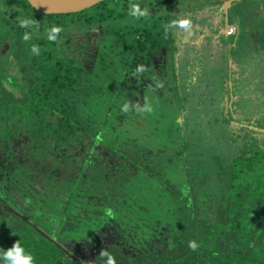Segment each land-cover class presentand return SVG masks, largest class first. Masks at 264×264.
<instances>
[{
    "label": "trees",
    "instance_id": "1",
    "mask_svg": "<svg viewBox=\"0 0 264 264\" xmlns=\"http://www.w3.org/2000/svg\"><path fill=\"white\" fill-rule=\"evenodd\" d=\"M222 1L104 0L82 12L46 15L26 0H0V39L12 41L7 54L0 53V198L5 197L0 199V247L7 250L19 241L35 264H85L67 246L90 241L116 224L122 235L152 245L167 231L169 246L162 255L153 251V263L264 264V126L261 132L234 122L226 73L219 82L222 97L198 100V107H207L199 110L202 130L191 127L189 102L178 106L184 125L190 122L175 152L187 168L185 192L142 167L137 157L115 151V162L97 160L102 155L95 146L106 143L100 132L87 133L73 105L74 98L95 87V79H104L93 74L96 67L116 69L120 49L137 54L144 75L154 51L166 48L172 58L178 56L171 91L181 100L177 87H196L191 73L199 64L185 50L190 30L166 31L165 25L188 17L184 10L216 7L222 22L215 33L223 36L221 28L235 27L240 35V26L250 28L264 13V0H236L228 9V0ZM136 3L149 9L148 17L130 15ZM254 5L261 11L252 10ZM23 17L40 25L29 41L23 34L32 29L19 26ZM53 24L64 29L58 42L47 39ZM196 27L192 24L201 45L205 35ZM245 34L254 40L250 31ZM247 41L242 51L252 46L264 54V34L253 45ZM33 44L39 45V56L31 53ZM181 69L184 76L176 74ZM220 126L222 136L216 132ZM190 240L199 247L191 249ZM102 250L118 255L115 246L101 247L97 264H106Z\"/></svg>",
    "mask_w": 264,
    "mask_h": 264
},
{
    "label": "rangeland",
    "instance_id": "2",
    "mask_svg": "<svg viewBox=\"0 0 264 264\" xmlns=\"http://www.w3.org/2000/svg\"><path fill=\"white\" fill-rule=\"evenodd\" d=\"M230 1L231 3H228L227 6L225 5L226 9L230 8L232 2L236 0ZM224 2L225 0L221 2V5ZM260 6L263 8L262 4ZM195 9L194 11L184 10L182 15H188V18L189 15H192L191 20L193 24H196L197 31H203L205 41L198 45L197 32L191 28L189 34L191 40L185 44V50L190 58L200 59V63L197 72H192L197 77L193 81L196 83V87L192 86L191 89L187 83L179 84V87H177L179 98L182 101L177 99L175 92L171 91V88L174 87L172 76L175 68L173 67L170 51L166 48L151 54V61L146 75L136 72V68L143 65V61L135 57L137 54L126 55V49H120L119 56H114L116 69L102 72L96 67L93 74H102L104 79H95V87L86 94L77 96L73 101V105L77 109L78 120L86 128L87 133L94 136L100 132V139L106 143L104 145L98 142V146H95L94 149L102 155L97 160L102 162L107 160L113 163L116 161L115 157L117 158L115 151L116 154L121 155L123 153L129 158L137 157L140 159L142 167L159 173L161 177H165V180H169L170 183L183 192L186 189L184 187L186 181L184 168L176 162L168 163V159L171 158L175 149H178L182 143L181 132L177 131L180 125V115L175 108L178 109L180 103L185 105L189 102L191 106L189 110L192 111L190 119L193 122L191 127L195 131L202 130L199 129V125L205 122V119L200 116L202 113L199 110L205 112L207 107L205 108L203 105L198 107L200 105L198 100L200 103H207L210 99L222 97L219 90V82L222 81L223 75L226 73L229 76L228 87L231 103L232 97L239 99L238 102L236 99L234 100L235 109L237 107L242 110L244 106H248V110L244 111H250V114H253L251 111L260 112L261 110L258 108L264 109V67L256 66L251 68L249 66L253 62H251L252 59L250 60V57L253 58L256 56L255 54L260 53L255 51L252 46H249L248 50L244 49L246 52L232 49L230 40L224 39L223 36L215 33L222 22L220 17L221 8L205 7ZM258 9L259 6H252V10L261 11ZM263 14L253 18L255 22L250 28L240 26L242 29L241 34L239 39L232 43V46L238 43L241 46L242 41H245V39L248 40L246 44H254L255 41L245 33L249 32L248 30L251 27H254L256 33L264 31ZM3 39V37L0 39V53L7 54L12 41L5 42L6 40ZM227 58L228 62H230L228 64L225 61ZM8 59H11V57H8ZM237 60H239L238 64H240L242 70L232 71L231 63L233 62L232 64H234L235 62L237 64ZM226 65L229 67L227 68ZM185 72L186 70L181 69L176 74L184 76ZM172 102L174 105H171ZM124 104L129 106L127 111L123 110ZM240 105L241 107L239 108ZM145 106H151L152 111H142ZM213 107V110L217 108V106ZM262 111L264 113V110ZM248 116L252 119L250 115ZM248 116L246 115V118ZM250 119L248 120L250 121ZM260 124L255 125L254 129L261 131L263 125ZM204 126L207 131L211 128V125ZM214 128L216 127L214 126ZM216 132L222 136L221 126L216 129ZM4 198L0 199L5 201ZM28 203L31 202L28 201ZM11 207L14 208L12 205ZM112 225L116 226V224ZM112 232L114 233L115 230L110 227L107 235ZM115 236L116 234H111V237ZM102 241H106L105 238ZM81 244H77L79 245L78 247L76 245L67 246V249L75 255L79 254L78 258L82 263L94 264L93 254L84 253V251L82 253L80 249L85 247L88 250L89 244L87 242Z\"/></svg>",
    "mask_w": 264,
    "mask_h": 264
},
{
    "label": "flooded vegetation",
    "instance_id": "3",
    "mask_svg": "<svg viewBox=\"0 0 264 264\" xmlns=\"http://www.w3.org/2000/svg\"><path fill=\"white\" fill-rule=\"evenodd\" d=\"M198 28L201 30L200 27H198ZM229 29H230V27L220 29V30H222L221 32H222L224 39L230 40L232 49L242 51V49L240 48L241 47L240 43L233 44V46H232L233 38L235 36H237L236 39H239V36H240L239 35V29L236 28V31L233 34H229V32H228ZM253 30H254V32H253ZM249 31L252 34L254 41H255V38H260V36H262L264 34L263 32L262 33H259V32L256 33V30L254 28L249 29ZM200 32H201V34H203L202 30ZM156 51H158V50H156ZM170 54H171V52H170ZM255 55L256 56L253 58L250 57V60L252 59L251 62L253 61L252 64L249 65L251 68H254L256 66L261 67L264 65V54L260 53V54H255ZM171 58H172V54H171ZM173 58H174V60H173ZM173 58H172V62H173V67L175 68L177 66L178 56H175ZM196 60L198 61V64H199L200 59H196ZM238 61L239 60H237V62ZM191 74L193 75V73H191ZM174 76H175V73L173 72L172 82L174 81ZM235 99L237 102L239 101L238 98L232 97V108L235 107L234 106V100ZM229 102L231 104V100H229ZM171 105H174V103L172 102ZM240 107H241V105L239 106V108ZM258 109L261 111L258 113L251 111L253 114H250V111L249 112L244 111V110H248V106L247 107L244 106L242 108V110H241V108L238 109L236 107V109L234 108L231 110V113L235 119V121L234 120L233 121L236 123H240L246 127H251L252 129H254V126L259 124V123H261L260 125L264 126V113L262 111L264 109H262V108H258ZM175 110L178 112V109L175 108ZM178 114L180 115V125L177 128V131L181 132L182 143L178 149H175L174 154L171 156V158L168 159V160H170V159L173 160L172 162H169V163H175V162L179 163L175 159L176 158L175 152H176V150L181 149V147L183 145V135H184L183 133L185 132V129H186V126L184 125L183 120H182V114L179 112H178ZM246 115L247 116L250 115V117H252V119H250L249 116L246 118ZM248 119H250V121ZM262 131L263 130H261V132ZM261 134H262V137H264V131ZM183 168H184V173L187 176L186 166ZM161 178H163V177H161ZM163 179L165 180V177ZM105 227H107V228L101 231V233H102L101 235H97L96 237L92 238L90 241H84V242H87L89 244L88 246H90L88 250H86L85 247H84V249H83V247L80 248L82 253L84 251V253L89 252V254H93V258L95 260L94 264H97V262H96L97 257L96 256L99 254V248H101V247L115 246L117 248V253H118V255H116L117 264H157V263H153L150 261L151 254L153 253V251H155L156 255H162V253H163L162 248L169 246L167 243L169 237H168L166 230L165 231L163 230L164 231L163 233H165V234H162L161 236L156 237L157 238L156 239V245H152L151 243H147L146 241H143V240L141 241V240L134 238V237L130 238L127 234L122 235L125 232L119 226L116 227L112 224H109V225H106ZM110 227H112L115 230V232L114 233L112 232V233H110V235H107L108 232L110 231ZM111 234H113V235L116 234V236L111 237ZM104 238L106 241H102ZM81 243H83V241L78 242V243L74 242L73 246L76 245V247H78L79 245H82ZM77 244H79V245H77ZM73 250H75V249H73ZM78 256H79V254L78 255H75V254L72 255V257H76V258H78Z\"/></svg>",
    "mask_w": 264,
    "mask_h": 264
},
{
    "label": "clouds",
    "instance_id": "4",
    "mask_svg": "<svg viewBox=\"0 0 264 264\" xmlns=\"http://www.w3.org/2000/svg\"><path fill=\"white\" fill-rule=\"evenodd\" d=\"M130 15L139 19L141 17H148L149 9L147 7L141 8L140 4L136 3L131 6ZM193 21L191 18L183 17V18H175L170 21L169 24L165 25V30L172 28L183 29L184 31H189L192 28ZM19 26L25 29H32V31H25L23 34V40L29 41L32 39V36L39 31L40 25L34 19L30 17H23L19 19ZM231 28V27H230ZM63 27L57 24H53L47 30V39L51 42H58L60 34L63 32ZM31 53L39 56L40 55V47L37 44H33L31 46ZM146 71V68L143 65H140L136 68L137 73H143ZM128 104L123 105V110H128ZM142 111L151 112V106H145ZM188 246L195 250L199 247L196 240H190L188 242ZM101 255L107 257L106 264H117L116 258L110 254L107 250H102ZM0 264H35V257L31 252L26 251L24 247L21 246L19 241L13 243V245L5 250L3 247H0Z\"/></svg>",
    "mask_w": 264,
    "mask_h": 264
},
{
    "label": "water",
    "instance_id": "5",
    "mask_svg": "<svg viewBox=\"0 0 264 264\" xmlns=\"http://www.w3.org/2000/svg\"><path fill=\"white\" fill-rule=\"evenodd\" d=\"M32 8L46 14H71L82 12L104 0H26ZM231 3L230 0L226 1Z\"/></svg>",
    "mask_w": 264,
    "mask_h": 264
},
{
    "label": "crops",
    "instance_id": "6",
    "mask_svg": "<svg viewBox=\"0 0 264 264\" xmlns=\"http://www.w3.org/2000/svg\"><path fill=\"white\" fill-rule=\"evenodd\" d=\"M253 32H254V30H253ZM236 37L237 36H235L234 38H233V41L232 42H234L235 43V40H236ZM236 65V66H235ZM234 66H235V68H233V70L232 71H235V70H238V68L240 69V64H238V62H237V64L236 63H234ZM242 67V66H241ZM233 73V72H232ZM232 77H233V75H232ZM227 81V80H226ZM228 82V81H227ZM230 91V90H229ZM231 93L233 94V92L231 91Z\"/></svg>",
    "mask_w": 264,
    "mask_h": 264
},
{
    "label": "built area",
    "instance_id": "7",
    "mask_svg": "<svg viewBox=\"0 0 264 264\" xmlns=\"http://www.w3.org/2000/svg\"><path fill=\"white\" fill-rule=\"evenodd\" d=\"M235 31H236V28L231 27L228 32H229V34H233Z\"/></svg>",
    "mask_w": 264,
    "mask_h": 264
}]
</instances>
